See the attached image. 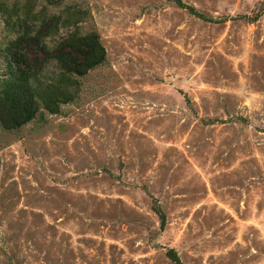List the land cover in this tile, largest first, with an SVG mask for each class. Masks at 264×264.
I'll list each match as a JSON object with an SVG mask.
<instances>
[{
    "label": "rangeland",
    "instance_id": "1",
    "mask_svg": "<svg viewBox=\"0 0 264 264\" xmlns=\"http://www.w3.org/2000/svg\"><path fill=\"white\" fill-rule=\"evenodd\" d=\"M64 1L107 62L0 132V264H264V0Z\"/></svg>",
    "mask_w": 264,
    "mask_h": 264
},
{
    "label": "trees",
    "instance_id": "2",
    "mask_svg": "<svg viewBox=\"0 0 264 264\" xmlns=\"http://www.w3.org/2000/svg\"><path fill=\"white\" fill-rule=\"evenodd\" d=\"M75 10L64 0H0V132L60 113L79 98L68 85L107 62L100 34L84 31ZM51 57L56 71L43 76Z\"/></svg>",
    "mask_w": 264,
    "mask_h": 264
}]
</instances>
